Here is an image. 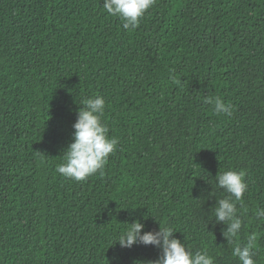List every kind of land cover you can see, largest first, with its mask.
Here are the masks:
<instances>
[{"label": "trees", "instance_id": "trees-1", "mask_svg": "<svg viewBox=\"0 0 264 264\" xmlns=\"http://www.w3.org/2000/svg\"><path fill=\"white\" fill-rule=\"evenodd\" d=\"M102 7L0 0V264L155 261L153 246L115 244L135 220L238 264L210 212L227 170L246 173L239 240L257 233L264 264V0H155L133 31ZM96 95L116 151L66 179L56 167Z\"/></svg>", "mask_w": 264, "mask_h": 264}, {"label": "clouds", "instance_id": "clouds-1", "mask_svg": "<svg viewBox=\"0 0 264 264\" xmlns=\"http://www.w3.org/2000/svg\"><path fill=\"white\" fill-rule=\"evenodd\" d=\"M155 0H103V10L117 18L126 31L139 27L140 20L153 6ZM206 103L213 105L216 114H232V105L225 103L220 97L207 98ZM105 111V100L96 95L83 99L76 112V122L73 124L72 142L64 150L63 162L58 164L56 172L66 179L84 181L101 171L111 154L116 151L118 140L109 137V128L102 122ZM244 171H218L216 187L227 195L216 200L210 212L215 217V224H223L222 235L228 244L232 245V256L238 264H256L255 255L258 234L253 232L246 237V242H240L239 237L243 227V213L237 208L239 203L243 212V196L248 191ZM254 215L258 220H264V208L257 207ZM119 234L115 244L122 249L135 246H153L160 250L161 255L155 261L140 262V264H215L214 258L206 250L191 251L175 238L174 229L169 226L159 230L148 231L139 220L128 224ZM114 244V245H115Z\"/></svg>", "mask_w": 264, "mask_h": 264}]
</instances>
